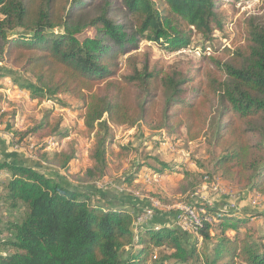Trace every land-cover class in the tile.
Instances as JSON below:
<instances>
[{"label": "trees", "instance_id": "1", "mask_svg": "<svg viewBox=\"0 0 264 264\" xmlns=\"http://www.w3.org/2000/svg\"><path fill=\"white\" fill-rule=\"evenodd\" d=\"M231 3L0 0V79L10 78L39 103L61 95L80 102L82 135L93 142L84 180L75 182L39 165L0 160V173L8 176L0 192V264H264V236L239 231L253 214L205 206L193 232L164 221L142 224L136 215L141 206L149 209L148 200L116 204L96 187L125 149L114 151L113 126L144 125L170 136L183 132L188 143L209 138L214 173L264 196V13L235 19L218 11ZM229 26L235 38L228 52L205 48L188 71L152 56L120 62L143 42L180 51L194 37L212 41ZM86 30L93 32L80 38ZM143 51L152 55L151 47ZM13 123L7 129L21 140L36 141L45 129L58 141L69 137L53 110L23 132ZM48 145L34 147L43 163L66 171L77 159L75 148L49 154ZM161 163H138L119 181L132 185L145 166L164 174L171 166ZM201 177L185 169L176 195L191 203L205 183ZM213 228L221 229L217 237ZM199 238L210 243L208 251H200Z\"/></svg>", "mask_w": 264, "mask_h": 264}, {"label": "rangeland", "instance_id": "2", "mask_svg": "<svg viewBox=\"0 0 264 264\" xmlns=\"http://www.w3.org/2000/svg\"><path fill=\"white\" fill-rule=\"evenodd\" d=\"M228 1H233V3L219 8L218 11L235 19L240 16L246 18V15L249 14L262 15L264 13V0ZM92 32V30H86L78 36L81 38L92 34ZM234 32L235 27L229 26L222 33L216 32L212 41H206L201 36H196L190 47L180 51L172 50L162 42H143L140 50L122 56L120 62L124 63L126 58L136 55L142 56V58L152 56L155 59L162 58L168 65H176L180 69L188 71L191 60H199L205 54L206 46L208 51L227 53L235 38ZM145 47H151L152 55L150 52L144 53ZM197 70L196 67L194 75L198 74ZM193 87L196 88L197 84ZM56 98L55 100H43L44 102L39 103L31 98L29 92L15 86L10 78L0 79V160L17 163L24 161L27 165H39L48 175L56 174L70 182H75L74 179L84 180V175L90 164L88 153L93 142L82 135L84 127L81 103L69 95H61ZM45 110H53L56 118H62L60 131L68 134L69 137L58 141L53 135L49 136L50 130L45 129L34 136L35 140L38 143L47 142L49 145L46 151L49 154L62 149L75 148L77 159L66 171L41 162L34 152L36 141L14 138L13 131H8L13 122L14 128L19 132L33 128L42 119ZM112 134L115 142L114 151H119L118 146H124L125 149L121 152L120 158L116 157L111 162L110 175L96 187L100 188L101 192L116 204L132 206L138 204L140 200H148L149 209H144V206H141L143 211L136 215L139 217L138 222L145 224L153 220L157 223L164 221L170 226L193 232L194 229L191 225L196 221L188 220L187 211H193L195 217L202 218V215L206 213V210L203 209L205 206L212 208L217 206L221 211H230L237 216L244 212L253 214L246 225L241 223L239 231L244 234L246 231L252 230L256 236H264V196L253 191L245 193L233 182L214 173L213 168H210L211 160L208 155L209 138L197 143H188L183 132L170 136L161 130L150 129L144 125L135 128L113 126ZM161 162L171 166L165 170L164 174H154V171L145 166L136 175L132 185L125 186L119 181L121 176L129 175L130 169L136 167L138 163L160 168L162 167ZM185 169L203 175L201 180L205 181L202 187L193 194L189 204L186 201L188 200L186 199L187 195H176V189ZM72 176H76V178ZM7 181L8 176L5 173H0V192L2 185ZM140 204L138 205L140 206ZM208 219L213 222L210 218ZM216 223L218 221H214V224ZM227 231L229 236L236 234L235 231ZM220 233L221 229L214 230L213 228L211 230L214 237ZM196 237L198 236H193V238ZM199 241L200 251L205 252L210 249V243H204L201 238ZM156 253L158 254V252Z\"/></svg>", "mask_w": 264, "mask_h": 264}, {"label": "built area", "instance_id": "3", "mask_svg": "<svg viewBox=\"0 0 264 264\" xmlns=\"http://www.w3.org/2000/svg\"><path fill=\"white\" fill-rule=\"evenodd\" d=\"M186 217L188 218V220L190 221L191 219H194V212L188 210L186 213Z\"/></svg>", "mask_w": 264, "mask_h": 264}, {"label": "bare ground", "instance_id": "4", "mask_svg": "<svg viewBox=\"0 0 264 264\" xmlns=\"http://www.w3.org/2000/svg\"><path fill=\"white\" fill-rule=\"evenodd\" d=\"M194 218H195V219H193V220H195V221H196V222H195V224H199V220H198V218H197V217H195V216H194ZM196 218H197V220H196Z\"/></svg>", "mask_w": 264, "mask_h": 264}, {"label": "clouds", "instance_id": "5", "mask_svg": "<svg viewBox=\"0 0 264 264\" xmlns=\"http://www.w3.org/2000/svg\"><path fill=\"white\" fill-rule=\"evenodd\" d=\"M205 48H206V50L208 51V47L206 46ZM211 51H212V50H211Z\"/></svg>", "mask_w": 264, "mask_h": 264}]
</instances>
